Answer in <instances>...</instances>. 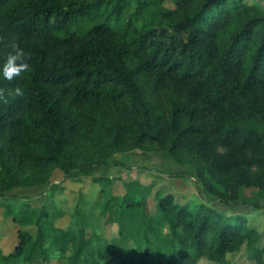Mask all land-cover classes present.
<instances>
[{"label":"trees","instance_id":"16d2710c","mask_svg":"<svg viewBox=\"0 0 264 264\" xmlns=\"http://www.w3.org/2000/svg\"><path fill=\"white\" fill-rule=\"evenodd\" d=\"M10 53L27 68L11 81L0 74V206L54 171L69 179L118 166L116 155L152 144L194 168L199 194L217 204L159 194L141 221L136 264H230L242 250L264 264V233L225 212L264 202L263 5L0 0V68ZM129 198L123 206L142 209ZM29 202L3 212L18 243L9 254L0 247V264H103L117 254L94 244L80 215L50 237L46 210Z\"/></svg>","mask_w":264,"mask_h":264},{"label":"rangeland","instance_id":"374dc122","mask_svg":"<svg viewBox=\"0 0 264 264\" xmlns=\"http://www.w3.org/2000/svg\"><path fill=\"white\" fill-rule=\"evenodd\" d=\"M248 4L263 5L264 0H244ZM163 7L172 9L170 1ZM118 166H103L85 175L69 179L58 171L50 175L49 183L36 189H16L6 194L0 206V247L5 254L11 253L18 243V227L3 217L8 204L17 207L21 201L30 199L29 204L46 210L48 225L46 233L52 237L72 228L77 217L88 221L90 234L96 236L94 244L100 248H113L117 254L107 257L103 264H122L121 258L136 264L137 242L141 231L143 215L153 216L158 195L174 194L182 202H202L205 205L217 204L214 196L200 195L195 181L194 168L174 161L166 151L148 144L141 149L116 155ZM130 202L142 205V209L127 208L122 205L124 196ZM249 196L248 191L245 192ZM221 210V206H218ZM240 213L247 222L264 233V202L261 209L225 210ZM80 215V216H79ZM31 235L36 234L34 227L22 228ZM168 232V227H163ZM51 242V238L49 241ZM51 244V243H50ZM49 244V245H50ZM264 244V236L262 239ZM47 245V246H49ZM70 252V247H68ZM230 264H256L246 256L245 250L228 255ZM33 264H63V261L50 259ZM197 264H215L205 258Z\"/></svg>","mask_w":264,"mask_h":264},{"label":"clouds","instance_id":"9594fccd","mask_svg":"<svg viewBox=\"0 0 264 264\" xmlns=\"http://www.w3.org/2000/svg\"><path fill=\"white\" fill-rule=\"evenodd\" d=\"M18 59L19 56L15 53H10L7 56L2 68H0V74H2L3 78L11 81L14 76H19L20 73L27 68L25 63H17ZM15 94L17 96H22L23 91L17 88Z\"/></svg>","mask_w":264,"mask_h":264},{"label":"water","instance_id":"95a60500","mask_svg":"<svg viewBox=\"0 0 264 264\" xmlns=\"http://www.w3.org/2000/svg\"><path fill=\"white\" fill-rule=\"evenodd\" d=\"M263 4V6H264V3H262Z\"/></svg>","mask_w":264,"mask_h":264}]
</instances>
